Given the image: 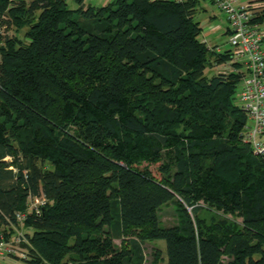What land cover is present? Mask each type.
<instances>
[{
  "label": "trees",
  "instance_id": "obj_1",
  "mask_svg": "<svg viewBox=\"0 0 264 264\" xmlns=\"http://www.w3.org/2000/svg\"><path fill=\"white\" fill-rule=\"evenodd\" d=\"M66 1L0 0V238L18 228L25 264H146L151 240L149 264H264V155L241 72L205 73L231 58L197 0Z\"/></svg>",
  "mask_w": 264,
  "mask_h": 264
},
{
  "label": "built area",
  "instance_id": "obj_2",
  "mask_svg": "<svg viewBox=\"0 0 264 264\" xmlns=\"http://www.w3.org/2000/svg\"><path fill=\"white\" fill-rule=\"evenodd\" d=\"M211 2L225 16L228 43L234 58L241 57L243 62L242 71L245 75L236 92L238 104L249 121L243 141L250 145L253 155H264V26L255 20V10L249 4H243L239 0ZM4 33L5 25L0 19V35ZM42 202L41 197H31L29 207L38 213V205ZM24 217L25 213H16L21 224ZM15 230L8 240L0 238V260L16 263L26 258L20 243L27 241L18 228Z\"/></svg>",
  "mask_w": 264,
  "mask_h": 264
},
{
  "label": "rangeland",
  "instance_id": "obj_3",
  "mask_svg": "<svg viewBox=\"0 0 264 264\" xmlns=\"http://www.w3.org/2000/svg\"><path fill=\"white\" fill-rule=\"evenodd\" d=\"M70 8H74L76 3L74 0L66 1ZM90 4H95L93 1H89ZM87 2V3H88ZM214 14V15H213ZM212 15V17H210ZM194 19L199 22L202 32L200 34V39L205 41L207 45L214 47L216 45L221 51H228L232 62H221L219 64H215L210 68L206 69V75L210 76L219 72L229 73L233 70V72L238 73L241 72L242 76H244L243 62L241 57L234 58L233 51L230 49V45L228 43V37L225 33L226 21L225 16L221 11L217 9V7L211 2V0H197L196 8L194 11ZM264 26V25H263ZM24 29H21L18 32L14 31L13 27L8 28L9 36H16L20 39H23ZM213 60V56L211 57ZM242 78V77H241ZM236 96V95H235ZM237 100L235 99V102ZM150 169L152 170L155 176H159L158 164L150 165ZM190 211L191 207H187ZM200 217L205 218L207 221L211 215V212L207 209H201L199 212ZM158 220L162 226L170 227L178 223L179 216L178 210L176 207L175 199L169 200L163 203L158 209ZM20 228L22 230L25 228L22 225ZM24 231V230H23ZM12 237V236H11ZM10 237V238H11ZM116 245H119L120 240L114 239ZM144 251L146 253V264H149L153 260V252L155 249H159L161 256H164V241L163 240H151L147 241L143 244ZM0 264H25V262L19 261L16 263H10L8 261L0 260ZM224 264V263H222Z\"/></svg>",
  "mask_w": 264,
  "mask_h": 264
},
{
  "label": "crops",
  "instance_id": "obj_4",
  "mask_svg": "<svg viewBox=\"0 0 264 264\" xmlns=\"http://www.w3.org/2000/svg\"><path fill=\"white\" fill-rule=\"evenodd\" d=\"M89 1H91V2L93 1L95 3L92 5H102L104 3H107L110 0H89ZM87 2H88V0H84L85 5L90 4L89 2L88 3ZM239 2H241L243 4H249L250 6H252L255 10L254 11V13H255L254 17H256L261 12V10H264V0H239ZM210 17H212V15ZM261 24L264 25V22ZM225 25H226L225 33L227 34V23H225ZM214 47H216V49L221 51V49L218 48L216 45H214ZM230 62H232V59L230 61H228L227 63H230Z\"/></svg>",
  "mask_w": 264,
  "mask_h": 264
}]
</instances>
